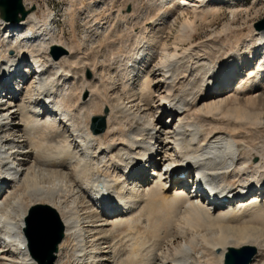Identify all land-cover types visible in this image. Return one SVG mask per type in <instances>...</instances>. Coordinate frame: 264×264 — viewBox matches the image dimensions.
<instances>
[{"label": "bare ground", "instance_id": "obj_1", "mask_svg": "<svg viewBox=\"0 0 264 264\" xmlns=\"http://www.w3.org/2000/svg\"><path fill=\"white\" fill-rule=\"evenodd\" d=\"M230 1L232 22L196 43V23L217 20L226 0H154L137 15L124 0L112 23L91 20L104 42L126 37L111 63L57 42L54 15L38 17L32 0H22L24 19L0 18V85L7 65H20L26 83L14 95L0 89V264H37L22 232L33 207L51 208L62 224L54 264H223L227 248L242 246L256 250L250 264H264V144L247 141L264 134V28L234 27L258 9ZM52 46L66 53L53 59ZM97 112L101 134L91 129ZM140 146L146 164L178 158L187 177L200 166L226 199L208 207L181 190L184 177L140 174Z\"/></svg>", "mask_w": 264, "mask_h": 264}, {"label": "rangeland", "instance_id": "obj_2", "mask_svg": "<svg viewBox=\"0 0 264 264\" xmlns=\"http://www.w3.org/2000/svg\"><path fill=\"white\" fill-rule=\"evenodd\" d=\"M72 1L73 0H32V2H33L32 4L33 5L30 6V8L31 9L33 8L34 9V11L37 13L38 17L39 16L42 17V15L47 12L46 11L47 8L49 9L50 12H52L53 15L55 14L54 16H52V18L49 19L51 21L50 27L52 26L51 28H54V25L52 23L53 20H54L56 22V28L54 30V32L56 34V40L58 42L59 41L58 38L61 37L62 38V41L61 42H62L63 45L66 46V49L69 48V47H71L73 45L74 48H75L74 51L75 52L78 51L79 54H80L79 56H81V58L83 57V60H85V61L86 60H91L92 59L91 58V55H92L93 58H96L97 57V59L99 61H101V60L104 61L105 60L106 62H110L109 59L111 60V58H109V57L111 56L112 52L115 53L117 51L116 49H118V47H119L117 45H120L121 42H125L126 37L124 35H122V38H120V36H119V42H118V39H115L114 40L115 37L118 38V36L116 34L115 35H112L114 38L110 35L109 37H107V39L105 41L106 43H105L103 41V39H102V36L104 34L102 33V29L100 28L101 25L100 26H97L96 23L94 24V22H92L91 20H93V17H95V18H100L101 17L100 19L102 20L103 23H105L107 21H110L112 23L111 20H113V17H114L113 14H115L114 11L117 8H121V7L124 6V0H100V1L104 2L105 4H110L111 5V6L110 5H107L109 7V9H107L105 11V13H104V11H101L99 9L100 5H98V4L97 5L96 4H92V5H94L93 8H92V5H90L91 4L90 0H78V1L76 0L77 2H74V4H73L74 6H72ZM108 1H109V3H108ZM110 1H111V3H110ZM129 1H132L135 4V6H134L133 3L127 4V6L124 7L125 8L124 12L125 13L126 12H128V13L130 12L131 13V12L134 11V13H136V15L139 14L140 12L143 13V14H146L147 12L150 11V7H152L153 6L152 4L154 3L153 2L154 0H134V1L133 0H129ZM76 3L77 4L78 3H81V5L80 4L79 5H75ZM137 3H139V7H138ZM140 3H141V5H140ZM149 3H151V4H149ZM230 3H231V1L229 2V0H226L225 4L222 5L223 7L221 6V13H220V16L217 18V20L209 19L206 22H200L199 21V22L196 23L197 24V29H196V32L194 34V38H193L192 42H196L197 43V42H199L201 40L202 41L208 40L211 37H213L215 34L220 33L221 32L220 30H222V28L225 25V23L232 22L231 21V19H232L231 13H230V11L227 10V7L229 6ZM252 4H257L256 5V10L257 9L258 10L255 11L256 14L254 13V11H251L250 12L251 15L249 17H247L248 19L246 18L245 13L239 14L238 17H237V19L235 20L236 23L234 22L235 25H234V23L232 24L234 27H241L242 29H244L246 31L250 25L255 26V23H258V22H260L261 20L264 19V8H263L264 0H246L245 2H238V4L236 2L235 7L244 6V9L245 8H249V11H250L251 10V7H252L251 6ZM143 5H144V7H143ZM69 6L70 7L72 6L73 8L71 9ZM112 6L115 7V9ZM110 8H112V10ZM137 9H139V10H137ZM142 9H145V10L143 11ZM110 11L111 12L113 11V13H111V15L113 17L111 15H109L110 14ZM153 14L155 15V13H153ZM74 15H75V17H74ZM108 17H110V18H108ZM177 28H179L178 25H176L173 28V30L171 32L172 35L170 34L169 42H168L169 45L171 44V42H173L175 35H177L175 33V32H177L179 30ZM73 31H75V32H73ZM98 33H100V34L98 35ZM101 34H103V35H101ZM220 37L221 38H224V33H221ZM108 38L111 41L114 40V41H112L113 43H115V42L116 43L118 42V43L117 44L115 43L116 45L114 44L112 46L113 43H111V41L108 40ZM120 40H122V41L120 42ZM109 41H110V44H109ZM92 44H94V45H92ZM98 44H100V45H98ZM105 44H107V45H105ZM101 45H102V49H101ZM110 45H111V47H110ZM186 45L188 46V43H186ZM186 45L184 44L185 47L183 45H181L180 48L181 49H184V48L187 47ZM87 47H88V49H87ZM91 47H93V48L95 47L94 48L95 51L92 50L93 48L91 49ZM2 48L5 49V46H3ZM99 48H100L101 51L102 50L103 51L102 52L99 51ZM49 50H50L49 51V54L51 55V57L53 59H55L52 56V54H51L52 48H50ZM88 50H90L91 52L88 51ZM84 51L87 52V53H85ZM54 53L57 54L58 51L55 50ZM107 53L109 55L108 57L106 56ZM109 53H111V54H109ZM85 54H86L87 57L85 56ZM105 57H107L108 59H106ZM96 63L97 62H95L94 68L97 65ZM105 63H104V65H106ZM108 65H110V64L108 63ZM106 68L108 69L109 66L106 67ZM89 73H91L89 71V68H83V77H84V79L86 81H90L92 79V77H93V75L92 74L90 75ZM102 85H103V83L102 82L101 83L99 82V86L101 87ZM217 87L219 88L220 87V84ZM58 88L61 89V92H62L63 89L65 90V83H63L60 87L58 86ZM212 92H214V91H212ZM99 113H101V112H97V114L95 113L94 116H99V115L102 114V113L101 114H99ZM235 124H237V123H235ZM252 130H254V129H252ZM260 136H256V137L254 136V138H252L254 141L252 139L249 140L247 138V141L250 142V143L252 142L253 144H256V145L257 144L258 145L264 144V134L263 135L261 134ZM31 140H32V137H31ZM257 140L259 141L260 144L258 143ZM242 144L243 143H241V145H238L239 146V148H238L239 151H242L243 150V146L244 145L242 146ZM36 149H37V147H35V150ZM51 152L52 151H50L49 153H51ZM155 157H157V154H156ZM160 157H161V155L159 156V158ZM159 158L157 160H159ZM252 161H254V159H252ZM150 172L152 173V171H150ZM26 201H27V199H26ZM206 232L207 233H211L212 231H211V229H208Z\"/></svg>", "mask_w": 264, "mask_h": 264}, {"label": "water", "instance_id": "obj_3", "mask_svg": "<svg viewBox=\"0 0 264 264\" xmlns=\"http://www.w3.org/2000/svg\"><path fill=\"white\" fill-rule=\"evenodd\" d=\"M27 12L22 6V0H0V18L4 21H19L24 19ZM256 28H264V19L256 23ZM58 51L57 54L54 51ZM66 50L60 47H52V55L59 58ZM94 133H102L105 130V116L92 118ZM37 213L25 217L23 233L29 255L37 264H53L54 255L64 234L60 219L55 211L48 207H33ZM29 212V211H28ZM256 255L253 247L242 246L240 248H227L224 264H250ZM43 256L45 259H43Z\"/></svg>", "mask_w": 264, "mask_h": 264}]
</instances>
